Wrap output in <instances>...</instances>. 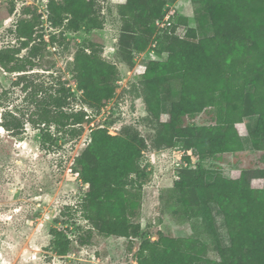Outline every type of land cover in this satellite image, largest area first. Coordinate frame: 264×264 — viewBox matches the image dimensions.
I'll return each mask as SVG.
<instances>
[{
  "label": "trees",
  "instance_id": "obj_1",
  "mask_svg": "<svg viewBox=\"0 0 264 264\" xmlns=\"http://www.w3.org/2000/svg\"><path fill=\"white\" fill-rule=\"evenodd\" d=\"M192 2L195 26L183 36L175 29L177 23H187L186 17L177 16L171 27L156 30L154 21L163 16L166 0H124L117 6L121 60L132 67L134 53L146 50L153 36V52L164 55L148 60L138 75L145 110L158 122L151 142L155 147L189 150L182 155L172 185V212L178 220L200 219L208 235L204 240L159 231L156 239L142 237L135 264H264V0ZM102 14L100 0L46 1V16L54 28L90 31L102 26ZM39 17L18 20L12 30L15 43L0 48V67L16 73L12 84L25 92V106L10 107L4 102L8 91L1 89L0 126L20 139L30 124L39 130L40 149H46L58 136H79L90 117L82 108L70 109L74 97L65 81L58 77L47 85L30 77L47 46L36 29ZM54 40L51 35L49 43ZM68 66L81 103L99 112L114 95L120 78L116 65L102 56L98 43L88 42L75 49ZM166 104L167 119L162 121ZM205 111L212 114V122L186 123V118ZM241 122L245 135L235 127ZM146 146V139L130 125L118 134L95 126L76 156L72 168L87 189L74 211L79 210L99 234L139 235L140 224L130 216L140 206L141 184L134 176L144 174L140 160ZM246 148L261 151L262 166L240 169L236 177L191 161L192 156L219 160ZM253 179H261V186H252ZM212 205L222 216L225 233L215 226ZM71 209L65 206L67 215ZM89 232L80 237V244L88 243ZM49 234L55 254L69 249L67 228L53 226Z\"/></svg>",
  "mask_w": 264,
  "mask_h": 264
},
{
  "label": "rangeland",
  "instance_id": "obj_2",
  "mask_svg": "<svg viewBox=\"0 0 264 264\" xmlns=\"http://www.w3.org/2000/svg\"><path fill=\"white\" fill-rule=\"evenodd\" d=\"M46 1L0 0V48L15 43L12 30L18 20L40 15L36 29L44 36L47 46L38 65L29 71L30 77L47 85H52L58 77L65 81L74 97L70 109L82 108L89 113L90 120L82 124L83 131L79 136H58L54 146L46 149H40L39 130L30 124L25 125L20 139L11 137L0 126V264H135V253L142 237L156 239L159 231L174 237L196 236L208 240L200 219L178 220L172 212V185L181 169L182 155L189 150L155 147L151 142L158 122L145 110L138 84V68L121 60L117 46L121 30L117 6L124 0H100L104 22L100 28L90 31L83 27L77 31L52 27L46 16ZM166 5L167 12L175 11V18L187 19L186 24H176L177 35L183 36L188 27L195 26L192 0H166ZM27 8L29 12L25 11ZM51 35L55 36L53 43H49ZM88 42L101 46L102 56L116 65L120 75L115 82L113 97L99 112L81 103L80 91L68 66L75 49ZM163 57L149 48L136 60L145 65L150 59ZM15 75L0 67V91L4 87L7 89L4 102L10 107L25 106V92L12 84ZM167 108L168 104L162 108V121L167 119ZM1 110L0 107V114ZM212 120V114L205 111L185 121L205 124ZM126 125L136 128L147 141L140 160L144 174L134 176L141 184L140 206L130 216L132 221L140 224V233L135 237L102 235L90 227L79 210L74 211L87 187L78 178L72 164L88 143L92 127L106 126L110 134H118ZM235 127L240 134H246L245 122L236 123ZM221 157L219 160H201L192 156L191 161L194 165L201 163L218 168L232 177L238 175L239 169L262 166L259 150L246 148L240 153ZM261 184V179L252 180L254 187ZM66 205L73 207L71 215L66 214ZM212 209L216 228L225 233L222 216L215 205ZM53 226L67 228L71 240L69 249L62 255L49 248V229ZM87 231H90L88 243L80 244V237L85 238ZM220 238L222 242L227 240L223 233Z\"/></svg>",
  "mask_w": 264,
  "mask_h": 264
},
{
  "label": "built area",
  "instance_id": "obj_3",
  "mask_svg": "<svg viewBox=\"0 0 264 264\" xmlns=\"http://www.w3.org/2000/svg\"><path fill=\"white\" fill-rule=\"evenodd\" d=\"M166 6L164 7V10H163L164 11L163 16L161 18L156 19L154 21V24H155V27H156V30L157 31H160L161 29H164V28H169L174 23V20H175V13L174 12L175 11H168L167 12L166 11ZM156 42H157V40L153 36V38L151 39V42L149 43V46H148L149 48H152V51H153L154 46L156 45ZM148 47H147L146 50L149 49ZM144 51H140V52L134 53V57H133V61H134V64H135V67L134 68H138V73L139 74H141L143 72V70L145 69V65H143L141 63L138 64V61L136 60V58L138 56L142 55V53Z\"/></svg>",
  "mask_w": 264,
  "mask_h": 264
},
{
  "label": "crops",
  "instance_id": "obj_4",
  "mask_svg": "<svg viewBox=\"0 0 264 264\" xmlns=\"http://www.w3.org/2000/svg\"><path fill=\"white\" fill-rule=\"evenodd\" d=\"M236 125V124H235ZM239 133V132H238ZM240 134V133H239ZM240 135H243V134H240ZM244 151V150H243ZM240 152H242V151H239V152H234V153H226V154H236V153H240ZM225 154H223L222 156H224ZM222 157H220V159H221ZM236 169V168H235ZM239 171H240V169H239ZM224 244H226L227 243V240L225 241V242H223Z\"/></svg>",
  "mask_w": 264,
  "mask_h": 264
}]
</instances>
